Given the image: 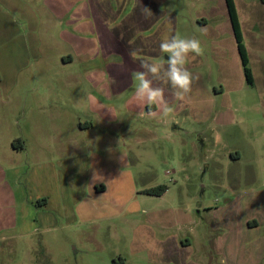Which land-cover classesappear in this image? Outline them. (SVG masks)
<instances>
[{
    "label": "rangeland",
    "instance_id": "rangeland-1",
    "mask_svg": "<svg viewBox=\"0 0 264 264\" xmlns=\"http://www.w3.org/2000/svg\"><path fill=\"white\" fill-rule=\"evenodd\" d=\"M58 1L69 12L100 2ZM107 1L120 16L140 2ZM154 2L159 40L195 36L204 54L187 65L198 79L184 99L162 72L171 102L140 113L124 106L130 91L107 96L83 74L118 54L61 62L74 53L60 35L69 12L59 22L43 0H0V72L11 42L28 44L18 78L29 86L23 105L0 94V264H264V0H234L251 83L225 0ZM91 93L113 107L108 127L91 120Z\"/></svg>",
    "mask_w": 264,
    "mask_h": 264
},
{
    "label": "crops",
    "instance_id": "crops-1",
    "mask_svg": "<svg viewBox=\"0 0 264 264\" xmlns=\"http://www.w3.org/2000/svg\"><path fill=\"white\" fill-rule=\"evenodd\" d=\"M77 1V0H71ZM98 8L92 5V9L87 7L85 3L84 9L78 8L75 6L73 11L64 8L58 0H43L47 6L50 7L51 12L55 19H58L66 14L70 13L69 25L71 29L66 30V34H63L61 31V42H65L70 45L71 50L74 51L73 55L69 53L68 55L62 54V63L68 64L72 63L74 59L78 56H90L88 60H94L100 58L105 54L116 53L118 57L115 58V61H102L99 64L96 63L91 68H86L84 75L87 80L91 83V86L95 87L99 91H103L107 96L111 95V90H115L116 94L121 93L124 90L130 91L124 99V106L128 109L137 110L142 112V109H145L147 113H152L158 110L157 104H149L143 101H140L136 96V85L137 81L132 79V74L136 71H142L140 65L141 63L156 60L155 56L156 49L159 47L161 40H159L156 35V29H153V23L155 22V16L158 11L155 7L156 3L154 0H136L140 1L136 4H133L132 11L120 16V11L116 8L111 10L107 6V0H98ZM121 4L124 3V0H116ZM92 3L94 4L93 0ZM82 4L84 2L82 1ZM6 5L10 9L14 10L12 2H6ZM68 10V11H67ZM85 11L87 14H85ZM21 16H26V11L19 9ZM135 13L134 24L127 25L125 23L126 16ZM78 15V18H77ZM239 17V16H238ZM240 21V19H239ZM60 22V20H59ZM117 22V25H115ZM198 22L202 24H207V19L203 16L195 19V25ZM137 25V26H136ZM241 26V21H240ZM97 32L98 36L87 37L88 30ZM135 28L136 32H139L137 36L132 34L133 29ZM242 35L243 29L241 26ZM90 32V31H89ZM100 34V36H99ZM83 35V36H82ZM14 38L13 35L10 36V39ZM64 40V41H63ZM7 48L5 63L9 62L8 73L5 75L6 71L0 72V94L10 98V101H14L15 98H20L22 100V105L24 104V96H27L29 93L28 78L19 79V72L24 71V63L27 57L25 52H28V44L23 45L20 42L14 43ZM101 43V44H100ZM25 46V47H24ZM142 50H149L147 54L143 53ZM247 50V49H246ZM135 53V59H133L130 53ZM144 54V55H143ZM87 57V56H86ZM110 57V56H109ZM146 57V58H145ZM101 59V58H100ZM106 59V58H105ZM167 59V57H166ZM77 60V59H76ZM2 59L0 58V65H2ZM166 63V62H165ZM71 79L75 80V76L72 75ZM152 80L153 87H159L157 79L152 77L151 74L148 76ZM106 80H109L108 83ZM4 83H3V82ZM77 85V82H74ZM110 83L113 84L112 88ZM130 86H133V88ZM164 90V95L166 96L167 92ZM172 93H168L165 97L167 101H170V96ZM90 101L93 105L95 113H99L97 119H91L95 122H100L103 126L108 127V123L111 122V118L115 116L110 115L114 112V109L111 105L104 107L102 105L99 95L90 94ZM9 101V99H6ZM171 102V101H170ZM26 103V102H25ZM19 107L18 105H16ZM13 108V107H12ZM24 106H22V110ZM98 138V137H97ZM58 144V141H54ZM50 201V196H44L42 199L43 205L46 206ZM218 251V250H217ZM230 256V253H229ZM219 264H226V258L219 254ZM232 262V260H231Z\"/></svg>",
    "mask_w": 264,
    "mask_h": 264
},
{
    "label": "clouds",
    "instance_id": "clouds-1",
    "mask_svg": "<svg viewBox=\"0 0 264 264\" xmlns=\"http://www.w3.org/2000/svg\"><path fill=\"white\" fill-rule=\"evenodd\" d=\"M257 38H259V35ZM159 49L167 57L166 69L161 61L149 60L141 63L140 67L143 70L132 74V79L138 82L136 85V96L140 101L149 104L160 103L164 96L163 89L153 87L152 80L148 76L151 74L152 77L159 78L163 72V75L174 90L175 97L182 100L191 91L194 80L198 79L187 65L196 56L204 54L202 41L195 36L185 37L179 33L171 36L165 35L161 39ZM130 55L135 59L134 52L130 53ZM171 111V108L165 109V112Z\"/></svg>",
    "mask_w": 264,
    "mask_h": 264
},
{
    "label": "trees",
    "instance_id": "trees-1",
    "mask_svg": "<svg viewBox=\"0 0 264 264\" xmlns=\"http://www.w3.org/2000/svg\"><path fill=\"white\" fill-rule=\"evenodd\" d=\"M225 4H226L231 28H232V31L235 37L236 46H237V50H238L239 57L241 60V64L243 66V73H244L246 81L248 83H251L253 76H252L251 69L248 66V53L243 43V35H242V30H241L240 21H239L238 14H237L235 2L234 0H225ZM165 189L166 187L164 185H160L158 186L157 190L153 192L152 191L150 192L149 190L148 193H154L156 195H160L165 191Z\"/></svg>",
    "mask_w": 264,
    "mask_h": 264
}]
</instances>
